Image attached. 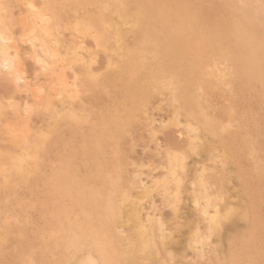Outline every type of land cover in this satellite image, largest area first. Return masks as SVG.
Wrapping results in <instances>:
<instances>
[{"label": "rangeland", "instance_id": "obj_1", "mask_svg": "<svg viewBox=\"0 0 264 264\" xmlns=\"http://www.w3.org/2000/svg\"><path fill=\"white\" fill-rule=\"evenodd\" d=\"M78 1L66 0L65 4L66 8L70 4L77 7V23L72 24L80 32L67 46L72 55L75 51L80 57L66 56L71 70L75 68L77 73L75 76L67 70L66 86L72 85L74 76L79 82L77 77L83 74V87H92L94 93L88 94L85 88L88 95L84 97L85 93L77 90V96L84 97V104H78L83 107L72 105L77 103L76 96L70 105L75 106L77 115L85 116L90 110L84 113V107H91L102 115V121L116 116L122 122L121 136H117L121 138H110L120 152L117 161L121 160L111 175L117 185L113 202L102 200L103 205H110L102 209L107 215L95 218L91 232L95 229L93 233L99 234L104 248L134 254L140 261L151 257L157 248L162 264H230L241 257L247 259L254 251H264V88L258 82L252 89L242 86L229 61L219 59L190 66V79L171 66L160 74L157 63L152 62L140 68L135 86L122 72L130 66L129 48L137 45L135 48L142 49V44L135 42L140 37L130 27L140 20L133 13L141 6L148 7L156 21L161 22L160 15L165 13L167 23L189 31L210 29L216 18L206 12L214 6L226 2L230 9H237L242 5L253 12L256 27L252 35L261 44L264 0ZM73 17L70 19L75 21ZM74 62L77 67L72 66ZM116 79L120 83L112 82ZM125 84L133 92H141L135 110L130 107L136 100L132 95L137 93L130 94L129 90L127 95ZM8 103L6 97L0 99V105L4 104L1 108ZM29 107L33 116L35 111ZM67 118L70 125L72 118ZM73 121L71 124H78ZM26 126L21 122L4 126L5 133L18 134L19 138H0V264H84L89 257L98 258L95 239L88 241L86 237L78 242L51 235L54 220L50 227L48 216L45 223L37 219L42 215L36 212L48 205L44 186L49 138H44L46 132L32 133L30 128L28 133ZM177 128L182 132L181 140L171 133ZM26 132L25 138L19 136ZM199 208H204L211 219L204 220ZM31 218L38 223L32 226ZM27 231L35 237L28 239ZM160 233L165 235L163 243L158 238ZM193 248L210 251L209 261Z\"/></svg>", "mask_w": 264, "mask_h": 264}, {"label": "bare ground", "instance_id": "obj_2", "mask_svg": "<svg viewBox=\"0 0 264 264\" xmlns=\"http://www.w3.org/2000/svg\"><path fill=\"white\" fill-rule=\"evenodd\" d=\"M77 2L80 1L77 0ZM65 4L66 0H0V99L6 97L9 100L6 107L1 108L4 104L0 105V138L18 136V134L15 136V133L3 131L4 126L14 122L26 123L29 126H26L28 133L30 129H32L30 130L32 133L35 130L46 132L44 138H49V146L46 158L47 180L44 187L47 190L45 200L48 201V205L42 207L46 209L40 210L41 214L36 212L37 215H42L37 219L42 223H45L44 219L47 220V218L48 221L49 219L50 221L54 220L53 227H51L53 222L49 221L52 229L47 227L48 230L50 228L49 234L51 235H63L67 240L76 239L78 242H82L86 237L88 241L91 238L92 241L95 239L99 257H89L84 264H162L161 250L157 248L153 250L151 257H143L140 261L134 254H118L115 253L114 247L104 248L99 240V234L93 233L95 229L91 232L93 222L101 216L106 217L107 215L102 209L107 210L110 205L106 206L102 203L111 200L113 202L114 190L117 185L111 175L112 171L117 168L118 162L121 161V157H119L120 161H117L120 156L117 153L120 152L116 151L117 146L113 145L110 138H121L117 136H121L122 122H119L116 116L117 123L114 121L116 119H113L114 116L110 121L105 117L102 121L99 118L102 115L95 113L91 107H84V113L90 110L85 116L75 113L79 107H83L78 104L83 103L84 97L88 94L93 95L94 89L83 87L86 85L81 77L83 75L81 72V76L77 77L79 80L77 82L75 68L73 71L71 70L70 63L66 58L71 54L68 50L70 46L68 43L79 38L80 32L78 27L74 26L78 15L77 7L70 4L71 7L67 5L66 8ZM139 9H137L139 13L136 14V12L133 15L135 14L136 18L139 17L142 21L145 20L143 24L147 26L138 19L136 20L139 23L135 20L136 25L130 26L134 27L130 29L140 37L135 38V42L137 44L139 41L138 44H142V49L135 48L137 45L132 42L135 49L129 48L131 49L130 53L129 50H125L127 55H131L128 57L130 66L122 70L125 74L123 76L128 78V82L137 85L140 68L144 66L147 68L149 62L157 63V71L160 74L165 71L164 68L169 66V70L171 66L175 71L179 70L184 75H188L190 66L195 67L205 60H210L213 63L219 59L229 61L228 66L231 67L232 73L236 77H240L242 86L252 89V84L258 82L264 88V42L258 44L254 40L252 31L255 30L256 22H254V15L250 8L245 9L241 5L237 9H230L226 2L221 7L214 6L206 12L207 16L216 18L212 27L208 30L207 27H197L189 31L167 23L169 16L165 13L160 15L162 21L158 22L154 14L149 13L148 7L141 6V10ZM222 13H225L226 16H222ZM70 15H74L75 18ZM71 17L75 21L70 19ZM132 19H128V21H132ZM155 22H158L157 25ZM149 25L151 26L149 27ZM146 27L148 28L146 29ZM201 28L202 30H199ZM161 30H164L165 34ZM147 31L151 32V35H148L150 33ZM153 33L155 35H152ZM124 34L126 35V32ZM72 53L75 56L76 52L72 51ZM75 57L78 59L80 56L76 55ZM75 57L73 58L75 59ZM75 64L74 62L72 66ZM69 69L75 75L73 77L75 81L73 80L72 85L68 87V85L66 86L68 79L66 77L70 72H67ZM187 78L190 79L189 75ZM81 82L83 84H79ZM112 82L120 83L117 79ZM73 85L74 88L71 89ZM75 87L83 88L84 91ZM85 88L92 92L86 95ZM69 89L70 94L68 93ZM71 90L73 92L78 90L79 93L84 92L85 95L82 93L84 97L82 95L83 98L78 97L80 94L77 96L78 92L75 94ZM129 90L131 87L128 88L127 95ZM134 90L137 91L136 88ZM131 91L130 94L137 93L132 95L136 97V100L134 99L130 107L131 110H135L137 101H141L140 98H137L141 92L139 89L137 92ZM74 96L77 98V101L75 100L77 103H72V105H76L77 109L75 106L73 109V106L70 105ZM89 97L86 98L87 101ZM135 102L136 105L133 106ZM29 105L35 111L33 116L30 114ZM70 108L73 109V113ZM67 116L69 119L70 116L72 118L70 125L69 121L65 120ZM69 119L67 118V120ZM23 120L26 122H22ZM73 120H77L78 124H71L76 122ZM27 132L24 136L21 134L19 136L25 138L28 135ZM171 133L176 140H181L180 129H173ZM104 183H110L111 188L103 185ZM199 212L204 220L211 219L204 208H199ZM36 214L35 217H37ZM37 219L31 218L32 223L30 224L33 226V223H38ZM41 222L39 223L41 224ZM94 224L96 223L94 222ZM45 225L47 226V224ZM36 230L34 229L32 232H36ZM32 232L27 231L28 239L30 236L32 239L33 235L35 237ZM45 234L47 233L45 232ZM44 237H48V235H44ZM158 238L160 243H163L165 235L161 234ZM33 239L35 241V238ZM28 242L32 243L31 240ZM192 251L200 252L206 256L205 262L209 261L207 253L210 251L206 252L204 249L198 248H193ZM230 264H264V251H254L247 259L241 257Z\"/></svg>", "mask_w": 264, "mask_h": 264}]
</instances>
